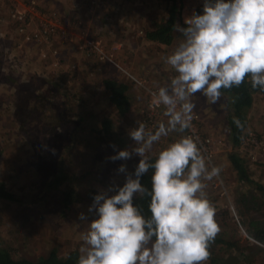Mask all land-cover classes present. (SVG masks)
I'll return each mask as SVG.
<instances>
[{"label":"clouds","instance_id":"obj_1","mask_svg":"<svg viewBox=\"0 0 264 264\" xmlns=\"http://www.w3.org/2000/svg\"><path fill=\"white\" fill-rule=\"evenodd\" d=\"M184 25H173L183 39L165 57L174 75L151 94L152 104L164 107L167 122L152 131L136 121L128 131L134 147L107 158L140 157L134 172L128 173L127 164L116 170L127 173L122 186L113 180L98 189L87 214H78L87 229L77 264H206L210 258L220 227L207 182L222 169L209 165L192 135H180L154 162L147 153L161 137L192 128L197 95L217 104L222 89L239 87L246 78L264 92V0H203L202 13L193 9ZM150 169L149 189L142 177ZM136 196L150 198V216L135 204Z\"/></svg>","mask_w":264,"mask_h":264},{"label":"rangeland","instance_id":"obj_2","mask_svg":"<svg viewBox=\"0 0 264 264\" xmlns=\"http://www.w3.org/2000/svg\"><path fill=\"white\" fill-rule=\"evenodd\" d=\"M152 1L154 0H150V2ZM182 1L183 0H174L175 7L181 9L183 4ZM194 1L195 5L193 9H199L197 6L202 4L200 1L203 0ZM155 2L157 3V0L154 1V4ZM158 5L162 6L161 10L166 14L167 8H169L167 2L158 1ZM55 8L59 11V8ZM73 9L75 10L76 7ZM199 12H201V9H199ZM76 16H82L80 8ZM107 18L108 17L103 16L98 19L100 25L97 23V19H94V22L97 23L101 29L102 23L105 22ZM153 19L154 26L157 23H161V20L157 23L155 22L157 19L156 17H153ZM148 22L149 19L146 15L145 22L142 19L141 22L137 21L133 24L138 23L144 30L146 26L150 28L152 26V28H154L153 25ZM109 25L113 26L115 24ZM180 25L182 26V23ZM106 27L104 31L108 30L110 36L113 37L115 34L114 30L116 29L113 27L114 30L110 32L108 26ZM121 27L120 25V28ZM125 28L126 30L118 29V31L122 32L125 36L123 39L127 41L128 39H133L129 42L136 44V36L128 34L129 29L128 27ZM106 33L108 34V32ZM173 34L176 41L174 47H160L159 44H153L146 49L148 53L144 56L148 64H146L143 71L148 70L149 72L150 70V72L141 73L142 75H160L166 68H169L165 63V57L171 54L183 39L180 33L175 30ZM86 61L91 65V69L83 75L79 67L81 64L84 65L82 67L84 70L87 64ZM90 61L82 59L80 62L76 61V59L71 61V63H80H77V68L71 75L73 85L76 86L79 83L83 91L80 100H87V103L84 101L85 109L81 114L82 116L75 113V106H72L70 104L71 102H68L66 105V107H68L67 111L69 109L73 115L82 118V124L76 136L88 141L86 145L89 146L87 148L78 149L74 146L70 154H73L72 157L78 159L79 151L85 158L89 156L94 162L93 164L90 163L88 167L86 163L85 165H78L72 162L68 164L60 163L61 153L64 151L60 139H62L64 143V140H67V137H69L67 134L63 133L65 124L63 128L62 119L60 117L62 112H59L65 100L53 99L51 110H48L49 112L46 114L42 112L44 110L40 111V102L37 103L36 100V92L39 91L43 93L38 90V87L46 88L45 85L48 84L49 81L53 82L52 89L61 88L60 84L65 82L61 70L57 69L50 74L44 72L36 77L37 79L29 74V72H26L23 80H20L15 75V72L10 71L4 73L0 70V181L5 184L6 188L11 191L15 197L12 199L0 198V246L16 249L19 254L32 259L46 255L51 250V247L57 249V254L59 256H66L72 251H77L79 254V249L83 242L81 238L72 235L71 232H74V229L77 228L80 230V234H82L87 229V224L77 219L79 213L74 210V207L79 203L78 200H82L80 202L92 201V196L86 195L89 193V186L91 185H97L99 188H107L114 180L122 186L127 175V173H118L114 171V166L110 162L108 164V154L105 148L110 146V143H113L117 144L115 149L113 147V150H123L118 142L121 141V138L117 136V133L121 129L120 126L123 125L121 122L127 124L135 118H133L134 116L132 114L129 115V113L125 114V116H119L117 112H115L116 110H114L115 116L117 117L115 128L109 130L106 136H101L99 141L94 142L96 134L94 133V137L91 138L93 136L92 130L96 132L98 128L100 129V126H96L98 122L94 123L93 121H97L100 116L92 114V111L97 106H101L99 101H94V98L96 96L99 97L102 93L96 91L100 89L97 83L93 84L91 88H88L86 84L82 85V83H84L82 76L94 77L96 74V72H94L96 69L95 65ZM51 74L53 75L51 79H55V81L50 79ZM61 79H63V81ZM16 94L19 95L21 103L18 112L12 109V96ZM197 96L200 97L201 100L196 98V108L203 109V114L205 112V116L200 112L202 114V130L207 134L211 133L219 144V152L216 154L215 164L222 169L221 176L225 183L231 185V192L235 200L236 195L240 194V192L242 193L245 188L253 186L238 181L235 170L232 168L231 161L228 159L227 154L232 150V144L226 126L227 105L225 96H222L217 104L205 103V99L202 96ZM88 97H93V99ZM104 101L106 100L101 99V104ZM37 109L39 111H37ZM259 110H263L264 112V99L260 96H255L252 105L246 109V114H248L249 119L246 123V128H251L258 133V135L262 137L261 140L264 143V131L261 130L264 126L261 127L259 121L255 122L250 120L251 118L253 119L255 113L258 114ZM262 115H264V113ZM58 117L59 121H53V118L57 119ZM92 117H94V119ZM104 118H106V116H104ZM119 118H122L121 122L118 121ZM125 120H127V122ZM260 122L264 123V117ZM56 123L58 124L55 125ZM67 124L69 129L73 130L76 125V120L69 116ZM57 126L60 127L59 130L56 129ZM92 126L93 129H91ZM106 142L108 146H104ZM25 143L29 144L30 147L27 145L25 146ZM92 147L96 148L92 149ZM92 152L94 155L89 154ZM263 155L264 152L262 153V156ZM246 161L252 179H264V175L259 172V167L264 163L260 162L255 165L253 162ZM130 167L131 166H129V169ZM89 168L100 172L99 179L93 175ZM132 171L133 170L130 169L128 173ZM8 177H11L10 180L7 179ZM261 183L264 186V182ZM207 189L208 197L210 199L214 198L209 193V187ZM71 192L74 193L75 200L69 204L70 209L67 211L66 218H62L60 217V201L66 196L65 193L70 195ZM231 192L229 200L222 199L225 201L223 208L225 212H218V215L223 217L226 223L225 227L219 226L220 232H222V229L224 231L223 234L225 236H223V238L230 239L227 241H234L235 244L230 247L218 246L215 250L216 259L209 264H264V241L255 240L245 232L241 225L242 217L233 207L234 203L232 201L233 197L231 196ZM228 201L232 203L233 206L231 205L230 207ZM217 209L222 208L218 207ZM251 215L264 219V207L258 211H253ZM230 221L233 223L231 226L229 224Z\"/></svg>","mask_w":264,"mask_h":264},{"label":"built area","instance_id":"obj_3","mask_svg":"<svg viewBox=\"0 0 264 264\" xmlns=\"http://www.w3.org/2000/svg\"><path fill=\"white\" fill-rule=\"evenodd\" d=\"M82 16L64 20L58 9L43 7L38 0H0V70L4 73L15 72L20 79H24L26 72L31 69L34 62L53 66L64 75L65 79L60 84L59 93L55 100L63 96L74 94L80 98L73 87L72 72L77 68V63H64L60 60L61 44H73L75 50L84 60H91L97 70L104 69L107 65L115 68V78L125 84H132L140 95L141 105L138 109L136 121L143 122L147 129L155 131L160 122H167L164 116V107H156L152 104V93L158 91V87L165 86L174 75L173 70L166 68L160 75L146 76L137 73L130 62V52L134 45L123 38L109 41L99 35V27L96 32L91 31V21L108 17L107 24H112L115 18L122 26H116L119 30H126L130 20L137 17L130 14L124 8L123 0H78ZM112 12H107L108 9ZM107 12V13H106ZM132 34L136 37L145 36V30L139 25H131ZM116 29V30H117ZM32 45V46H31ZM33 48L35 59L28 60L26 52ZM99 70V71H100ZM33 77L44 73V69H32ZM5 86V85H4ZM6 87V86H5ZM43 92L42 89H39ZM193 126L180 135H192L197 138L198 144L207 157L210 166H216V154L219 152V144L211 133L202 130V116L197 110ZM56 129H60L59 126ZM161 137L154 144V151L150 157L156 158L158 153L171 143L170 136ZM253 129L246 128L239 143L235 146L239 154L246 160L257 164L264 152V143ZM233 150V148H232ZM210 193L215 200L230 199L231 187L226 184L223 177L208 182Z\"/></svg>","mask_w":264,"mask_h":264},{"label":"crops","instance_id":"obj_4","mask_svg":"<svg viewBox=\"0 0 264 264\" xmlns=\"http://www.w3.org/2000/svg\"><path fill=\"white\" fill-rule=\"evenodd\" d=\"M155 1V0H154ZM38 2L40 3L41 6L43 7H52V8H59V12H60V15L63 17L64 20H70L74 17H76V15H78V12H79V7L80 4H79V1L78 0H38ZM202 4L198 5L197 8L201 9V12H202V5H203V1H200ZM123 3H124V8L130 12L131 15L137 17L136 20H130L129 21V25H128V34H132V26L133 23L135 22H141V20L143 19L144 22H145V19H146V15L148 16V19H149V24L153 25L154 24V19L153 17H156V23L161 20V23L167 19L168 15L167 13H163L162 10H161V7L160 5H158V0H157V3L154 4V2H150L149 1V5H150V9L149 8H145L146 7V4H143V1L142 0H123ZM182 7L181 9L179 8L178 10V13L177 16L175 17V22L174 24H181V23H184V18L186 16H189L191 15V12L194 8V5H195V1L194 0H183L182 1ZM76 7V9L74 10L73 8ZM78 7V8H77ZM56 9V8H55ZM149 9V10H148ZM199 9H195L196 11L199 12ZM112 12V9H108L107 12ZM106 12V13H107ZM80 13H81V9H80ZM91 21V31L93 32H96L100 23H99V20L97 19V23L94 22V20H90ZM113 24H115L116 26H120V23L118 22V19L115 18ZM158 24V23H157ZM156 24V25H157ZM113 25V26H110L109 24L105 22L102 23L101 25V29H99V31L97 32L99 35H101L102 37L105 38V40L109 43V41H114L116 39H120V38H124L125 36L122 34V32H119L117 27ZM135 25H139L138 23L135 24ZM156 25L153 27L155 28ZM108 26V28L110 29V32H112L114 29H117L118 33L116 30L115 31V34L113 37L110 36L109 34V31H104ZM140 26V25H139ZM97 28V29H96ZM152 28V26H151ZM149 26H146L145 30V36L143 37H136V44L134 43V47L133 49L131 50L130 52V62L132 64V66L135 68V71L138 72V73H149L148 70L147 71H143V69L146 67V64H148V62L145 61V54H147V48L151 47L153 44H156L160 47H165V46H172L174 47L175 44H176V41H175V37L173 32H174V29H172V41L169 45L165 44V43H162L160 42V40L158 41V39H151L149 36H148V31H150L151 29ZM101 30V31H100ZM108 32V34L106 33ZM124 32V31H123ZM150 40H148V39ZM32 46V45H31ZM75 46L73 44H69V43H65V44H61L60 46V60L64 63H67L66 65L70 64L71 61H73V59H76V61H81L84 60L83 58H81V56L79 55V53L75 50L74 48ZM33 51V48L29 51L26 52V58L28 60H33L35 59V56H34V53L32 52ZM87 62V61H86ZM78 63V62H77ZM162 63L164 64V61L162 60ZM80 64V63H78ZM84 65H80L79 68H81V72L82 74H86L87 71H89V69H91V65L87 62V64L85 65V68L84 70L82 69ZM141 67V68H140ZM36 68H39V69H44V72L46 74H50L51 72L57 70V68L53 67V66H50V65H44V64H41L39 62H34L31 66V69H36ZM27 71V72H30ZM100 70V69H99ZM99 70L95 69L94 72H96L95 76L94 77H86V76H82V79L84 80V83L83 84H86V86L88 88H91V86L95 83H97L99 85V90L97 89L96 91L97 92H100L102 93L99 97L96 96L94 98V101H99L100 102V105L101 106H97L96 108L93 109L92 111V114L94 115H98L100 117H98V120L97 121H93L94 123L98 122L97 125L100 126V129L98 128L96 132H94L92 130V133H93V136L91 138L94 137V133L96 134V137L94 138V142L96 141H99V139L101 138V136H106L108 134V131L109 130H112L115 128V125L117 124L116 122V119L117 117L115 116V112H114V109L112 108V106L110 105L109 103V100H108V97H107V93L105 91V89L103 88V85H102V79L107 77L108 75L109 76H112L115 78V68L113 66H110V65H107L104 69L100 70L101 72H99ZM91 71V70H90ZM142 71V72H141ZM31 74V73H29ZM162 74V73H161ZM32 75V74H31ZM33 76V75H32ZM52 74L50 75V79L52 78ZM35 79H37L36 77H34ZM64 78V77H63ZM47 79L49 80V78L47 77ZM116 79V78H115ZM53 81H55V79H51ZM63 81V79H61ZM117 80V79H116ZM57 81V80H56ZM36 82V81H35ZM79 82V80H78ZM52 84L53 82L52 81H49L48 84H46V88L44 87H38V90L39 89H42L43 90V95L45 96H48L50 95L49 93H56L54 95V97H52V100L53 99H56L55 96L60 92L59 91V88H54L52 89ZM96 84V85H97ZM128 85V91H129V95H130V109L129 111L126 113L129 115H133L136 119L137 117V113H138V109L141 105V100H140V95H139V91L132 85V84H126ZM76 91V94L80 97L81 94H83V91L82 89L80 88V85L79 83L73 87ZM47 89V90H46ZM82 91V92H81ZM90 99H93V97H88ZM196 98H198L199 100L200 97H194L193 100L195 101ZM204 98V97H203ZM101 99L103 100H106L104 101L102 104H101ZM205 99V98H204ZM12 100H13V104H12V109L15 111V112H18L20 107H21V103H20V99H19V95H13L12 96ZM59 100H65V103L61 105V109L59 112H62L60 117H61V122L63 124V128H64V124H65V128L63 130V133L67 134L69 137H67V140H64V143L61 140V146L63 147L62 149H64V151H62L61 153V157H60V163L62 162V164H68L70 162L72 163H75V164H84L86 163L87 167L88 165L91 163L93 164V159H91L89 156H87L86 158L84 156H82L80 154V151H79V159L78 158H74L72 157L73 154H70V151L71 149L75 146L76 149L78 148H87L89 146L86 145V143L88 141H85L83 139H81L80 137H77L76 136V133L77 131L80 130V126L82 124V118L80 116H75L72 114V112L68 109L67 111V108L66 105L68 102H71L70 104L72 106H75V110H76V114H82L84 109H85V102L87 103V100L86 99H83L80 100V98H75V95L74 94H71V95H68L67 97L66 96H63L62 98H60ZM85 101V102H84ZM196 102V101H195ZM37 103H38V100H37ZM195 110H197L199 113L203 111V109H198L196 108ZM258 112V111H257ZM264 112L263 110H259L258 114H254L253 116V119L251 117L250 120H253V121H259V125L262 127L264 126V123L260 122L261 119L264 117V115H262ZM91 114V116H92ZM203 114V112H202ZM202 114L200 113V115L202 116ZM251 114V113H249ZM205 116V112L203 114ZM262 115V116H261ZM69 116H71L72 118H74L76 120V125L74 127L73 130H70L69 127H68V124H67V121L69 120ZM82 116V115H81ZM104 116H106V118H104ZM115 116V117H114ZM125 116V115H123ZM94 119V117H92ZM123 118V117H122ZM122 118H119L118 121H122ZM135 119L134 120H131V122H128L127 124H125L124 122H121L123 125H119L120 126V131L117 133V136L119 138H121V141H118L119 144H120V147L122 149H125V148H128V149H131L132 147H134V141L131 140V138L129 137L128 135V131L134 127V122H135ZM246 119H247V122L249 121L248 119V114H246ZM91 120V118H90ZM128 120V119H127ZM127 120H125L127 122ZM53 121H59V117L57 119L53 118ZM106 123V125H108V128L106 129L104 126V124ZM91 129H93V126L91 127ZM260 129V128H259ZM262 131H264V127L263 129H261ZM179 138V135L177 133H174L170 136V139L172 142H174L176 139ZM105 140V139H104ZM24 141V140H23ZM23 144V143H22ZM105 145L104 146H108L107 145V142L104 143ZM109 144V143H108ZM29 146V144L25 143V146ZM113 145L116 147L117 144H113V143H110V146H108L107 148H105V150L107 151V154H108V157L114 155L116 153L115 150H113ZM101 146V145H100ZM96 147H92V149H94ZM153 151H154V145H153V148L152 150L147 153V155L150 157L152 154H153ZM89 154H93L92 153H89ZM107 157V158H108ZM139 159L140 157L138 156H133L132 159L128 160V161H122V160H118V161H115V162H112L111 160L107 159L108 160V164L109 162L114 166V171H116L119 166L121 164H127V169L128 171L131 169L133 170L135 168V166L137 165V163H139ZM259 162H262L264 163V155L260 158ZM256 165V164H255ZM129 166L130 169H129ZM263 166V167H261ZM259 168V172H261L263 175H264V164L261 165ZM86 167V166H85ZM89 170L93 173V175H95L98 179H99V174L100 172L95 170V169H91L89 168ZM222 173V172H221ZM11 177H8L7 179L10 180ZM256 180H259L260 182H264V179L261 178L260 179H256ZM5 181V180H4ZM10 182V181H9ZM231 187V185H230ZM98 189H100L97 185L94 186V185H91L89 186V193H87L86 195H89V196H93L97 191ZM208 190V189H207ZM210 193V192H209ZM232 194V192H231ZM211 195V193H210ZM212 196V195H211ZM233 197V194L231 195ZM209 198V197H208ZM210 199V198H209ZM212 201V203L214 204L215 206V209H216V220H217V223L219 224L220 227H225V219L223 217H221L220 215H218V212L220 213H223L225 212V209L224 208V200L222 199H218V200H215L214 198L210 199ZM82 200H78L79 203L76 204V206L74 207L75 211L77 213H80V212H84L87 214V210H88V207L89 205H91L92 201H88V202H80ZM233 203H234V206L232 203H230L228 201V205L231 207V205L236 209V204H235V200H234V197L232 199ZM221 207L222 209H217L218 207ZM232 207V208H233ZM78 217V216H77ZM92 217H90L91 219ZM84 223V222H83ZM87 224V223H86ZM230 226L233 225L232 221L229 222ZM223 229H222V232H219L217 236L223 238V236H225L223 234ZM72 235L80 238V230L75 228L74 229V232H71ZM225 239V238H223ZM225 240H230V239H225ZM210 263V259L206 262V264H209Z\"/></svg>","mask_w":264,"mask_h":264},{"label":"trees","instance_id":"obj_5","mask_svg":"<svg viewBox=\"0 0 264 264\" xmlns=\"http://www.w3.org/2000/svg\"><path fill=\"white\" fill-rule=\"evenodd\" d=\"M142 1L143 4H146L145 8L150 9V0ZM158 1L167 2L169 7L167 8L168 17L162 23L156 25L155 28H151L150 31H148V36L151 39H158V41L160 40V42L169 45L173 38L172 29L175 22V17L177 16L176 13H178L179 8L175 7L174 0ZM182 26H185L184 23H182ZM101 82L107 93L110 105H112L114 110H116L115 112H117L119 116L125 115L130 109V95L128 91V85L116 80L114 77L109 75L103 78ZM222 93V96H225L226 100V126L230 136V142L232 144L231 147L233 148V150L229 151L227 154L228 159L231 161L232 168L235 170L238 181L253 186L245 188L242 193L240 192V194L236 195V211L242 217L241 225L245 232H247V234L255 240L264 241V219L262 217H255L251 215L253 211H258L264 207V186L261 182L252 179L248 171L249 168L245 157L234 150L246 129V109L252 105L255 96H260L264 99V92L260 91L259 89H253L251 87L250 78H246L245 82L239 87H233L232 89H222ZM49 94L50 95L45 96L39 91L36 92V100L40 102V111L44 110L42 111L44 114L48 113V110H51L53 102L52 97H54L56 93L50 92ZM67 96L68 95H66V97ZM37 111L39 110L37 109ZM237 121H239V124H237ZM104 125V127L107 129L108 125H106V123ZM154 160V157H150V162H154ZM134 169L132 172H134ZM152 172L153 170L150 169L149 173L142 177V184L149 189L151 188ZM65 194L66 196H64L63 200L60 201V217L62 218H66L67 211L70 209L69 204L75 200L74 193L71 192L70 195L67 193ZM0 198H15L12 192L6 188L2 181H0ZM149 202L150 198L147 196L135 197V204L141 208L145 216H150V212L148 210ZM234 244V241H227L217 236L209 249L210 263L216 259L215 250L218 248V246L230 247ZM78 257L79 254L77 251H72L66 256H59L57 254V249L55 247H51V250L46 255L32 259L19 254L16 249L0 246V264H77Z\"/></svg>","mask_w":264,"mask_h":264}]
</instances>
